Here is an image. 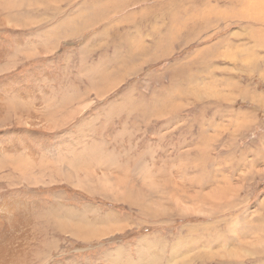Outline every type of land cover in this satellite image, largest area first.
I'll return each mask as SVG.
<instances>
[{
  "label": "rangeland",
  "instance_id": "rangeland-1",
  "mask_svg": "<svg viewBox=\"0 0 264 264\" xmlns=\"http://www.w3.org/2000/svg\"><path fill=\"white\" fill-rule=\"evenodd\" d=\"M71 1L5 0L17 25L0 26V145L30 165L1 172L0 202L22 212L23 263L264 264V102L241 93L264 95L250 0H115L103 51L97 29L55 46L57 20L85 6ZM93 2L80 25L107 8Z\"/></svg>",
  "mask_w": 264,
  "mask_h": 264
},
{
  "label": "bare ground",
  "instance_id": "bare-ground-1",
  "mask_svg": "<svg viewBox=\"0 0 264 264\" xmlns=\"http://www.w3.org/2000/svg\"><path fill=\"white\" fill-rule=\"evenodd\" d=\"M12 1H13L12 2V4H13L15 1L18 2L19 0H12ZM133 1H137V0H128V2H133ZM21 5H22V2L20 4V6ZM245 6H246V9L248 12L247 15H249L250 17H253L254 19L259 18V20L261 22H264V0H250L248 3L245 4ZM5 8H6L5 0H0V26L1 25H10V23H12L9 21V19L4 14ZM32 8H34V6ZM13 9L16 11V9H18V5L15 6ZM30 14H32V13H30ZM199 18L200 17L197 14L193 15L192 16L193 23L196 24L198 22ZM24 24L27 26V25H31L32 23L30 21H27V23H24ZM11 25H17V24L12 23ZM261 32H264V31L261 29ZM180 33L181 32H179L178 34H180ZM261 35L263 36L264 33H261ZM257 64H258L257 59L256 60H254V59H247L246 60V65H248L252 68L256 67ZM248 70L250 72L253 71L250 69H248ZM260 75H261L260 77H261L262 81L264 82V68L261 71ZM245 90H246V92H241L244 94L243 97L245 99H249L250 101L255 102L257 104H259V103L262 104L264 102V95L261 92L257 91L256 88L248 86L247 88H245ZM1 98H2V96L0 95V99ZM4 111H5V109L0 103V126L5 124V121H4V119H5L4 113L5 112ZM17 114H19L17 121H19L18 123H21L20 122L21 121V114L20 113H17ZM28 118H29V116H28ZM237 121L240 122L237 124L240 125V127L242 128L243 131L247 128L251 129L252 126L255 125L254 124V112H252L250 110L247 111L246 113H244L242 115V117L237 118ZM27 123L33 127L37 126V123L35 121L34 116L30 117V119L26 121V124ZM238 126L236 125V127H238ZM231 130H234V128ZM8 148H7L6 144L0 145V154L3 155L2 156L3 159L0 158V178H1V172L6 167H8L9 165H10L9 166L10 168H14V169L18 170L19 176L23 175L24 172H27L29 170V167H30V165L28 163H26V162H24V160H22V157L20 156V154H18V153L17 154H11V155L9 154L10 155L9 156L6 153ZM18 151H19L18 149L15 150V153ZM13 152H14V150L12 151V153ZM259 152L261 153L260 155H264V140H262L261 146L259 148V151H257V153H259ZM29 172H30V170H29ZM263 172H264V170H263ZM5 173H7V172H5ZM31 173H32V171H31ZM33 177H35V176H33ZM2 178H4V177L2 176ZM11 202L12 201H9V200H5V201L0 202V264H25V263H23V258H22V256H24L25 252H26V249L23 248V247H25V246H23V244H24L23 239L18 241L19 236L17 237V235H15V232L17 231V229L20 226V222L23 220V218H22V220L20 221V217H21L20 215L22 214V212H19L18 207L15 205L17 200H15L13 205L10 204ZM262 207L264 209V199L262 201ZM20 234H21V232H20ZM253 250L255 253H263L264 252V246H260V247L258 245L253 246ZM249 254H250V252H249ZM30 264H35V263L31 262Z\"/></svg>",
  "mask_w": 264,
  "mask_h": 264
},
{
  "label": "crops",
  "instance_id": "crops-1",
  "mask_svg": "<svg viewBox=\"0 0 264 264\" xmlns=\"http://www.w3.org/2000/svg\"><path fill=\"white\" fill-rule=\"evenodd\" d=\"M99 3H104V5H107L106 9H97L95 12L91 13L88 17L91 19H87L86 23L83 25H80L81 20H80V13L83 14L84 11L91 9L92 4H96L95 2L92 3V0H85L84 5L81 6V11L78 12H67L69 10H66V15H63L57 22L55 23V28L53 32L54 34V39L56 41L55 46L59 45L60 42L64 46L67 45L68 43L62 42L65 39L68 40H77L87 34L89 31L97 29L95 33H92L93 37L100 38L99 44L97 45L98 51H103L105 46H109V40H111L115 46V31L119 29V27L115 28V26L119 25L121 22L124 20L120 18L119 16L124 12L123 9H120V6L118 7L115 6V0H97ZM73 0L71 1V3ZM58 7V6H57ZM56 7V8H57ZM79 8V9H80ZM106 12L107 14H104ZM116 17L115 19V16ZM99 16L102 19V16H105L103 19L104 21L97 22L99 21ZM62 19V20H61ZM100 19V20H101ZM117 20V22H115ZM66 22H72L73 24L76 25V27H64L63 23ZM62 25V26H61ZM97 25V26H96ZM61 26V27H60ZM78 26L82 28H78ZM95 26V27H94ZM91 35V38H93ZM95 39V38H94ZM106 40V41H104ZM45 44V42H44ZM43 44V45H44ZM73 45H75L73 43ZM72 45V46H73ZM108 51V50H107ZM107 51L105 52V56L101 58V63L104 61H108V58L106 55ZM115 51V50H114ZM97 52V51H96ZM105 65H111L110 67H107L108 69H113L115 71V56L112 58L111 62H107ZM126 75H121V77H125Z\"/></svg>",
  "mask_w": 264,
  "mask_h": 264
}]
</instances>
